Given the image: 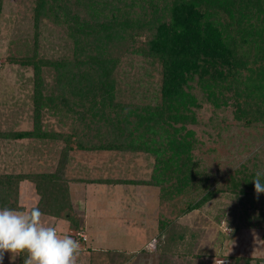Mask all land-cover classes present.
<instances>
[{"label": "rangeland", "instance_id": "obj_1", "mask_svg": "<svg viewBox=\"0 0 264 264\" xmlns=\"http://www.w3.org/2000/svg\"><path fill=\"white\" fill-rule=\"evenodd\" d=\"M170 2L46 0L44 20L37 30L36 0H2L0 175L60 173L69 181L70 192L73 181L118 187L109 196L102 186H96L102 195L99 206L93 203L97 213L108 214V221L102 222L104 227L108 224V233L112 235L117 229L115 236L123 234L97 235L99 230L94 228V235L102 239L99 241L117 252L87 249L86 246H94L95 238L92 234L93 239L89 237L86 242L80 237L83 221L73 204L72 222L79 228L70 236L81 245L78 264H234L235 259L238 264H264L261 197L250 199L221 192L201 209L180 214L188 204L201 201L205 192L217 190L236 170L245 167L246 171L264 175L263 113L247 123L236 118L234 107L216 110L199 95L198 122L188 128L195 132L198 141L193 152L196 165L192 184L174 201L162 198L161 185L148 183L155 158L139 148L157 145L159 140V135L152 134L154 128L151 133L146 131L148 124L144 119L160 102L163 79L161 64L146 56L144 49L152 34L162 39L166 36L168 19L163 17V10ZM150 24L156 32H151ZM34 52L40 58L66 59L70 65L89 57H114L119 64L113 68H44L42 97L48 108L43 111L42 129L60 137L8 138L7 134L32 132L35 127V74L32 67L19 63ZM108 72L112 75L108 76ZM108 79L113 92L104 88ZM79 144L95 148L87 150ZM121 144L137 150L121 149ZM98 146L112 149L99 150ZM39 200L35 184L23 181L19 204L28 209ZM126 218L129 227L124 223ZM168 219L197 236L193 255L184 258V251H176L181 257H164L159 250L145 251V245L154 238L160 240V225ZM43 220L62 233L68 230L67 219L43 215ZM161 220L164 224H160ZM125 227L128 231H119ZM4 260L11 261L10 254ZM15 264H19V257Z\"/></svg>", "mask_w": 264, "mask_h": 264}, {"label": "trees", "instance_id": "obj_2", "mask_svg": "<svg viewBox=\"0 0 264 264\" xmlns=\"http://www.w3.org/2000/svg\"><path fill=\"white\" fill-rule=\"evenodd\" d=\"M45 8L46 0H36L34 21L37 30L44 20ZM163 11V17L168 19V32L163 39L152 34L144 49L146 56L159 62L162 67L160 102L144 119L148 124L146 131L151 133L154 128L152 134L159 135V140L157 145L147 144L146 148L139 150L151 153L155 158L154 172L148 183L161 185L162 198L175 201L183 196V189L194 180L193 166L196 164L193 152L198 141L195 132L188 128L198 122L196 110L200 105L199 95L216 110L234 107L236 118L247 123L253 121L257 114H264V0H171ZM150 30L156 32L152 24ZM19 63L34 70L35 127L32 132L7 136L15 139H54L60 135L45 133L42 129L43 111L48 108L42 97L43 69L99 65L113 68L119 64V59L89 57L70 65L66 59L40 58L34 52ZM110 75L112 73L108 72ZM110 80H107L104 88L108 87L113 92ZM79 147L87 150L95 148L83 144H79ZM98 147L99 150L112 149V146ZM119 148L137 150L132 146L123 147L122 144ZM256 173L246 171L245 167L236 170L217 190L205 192L201 201L188 204L180 214L201 209L221 192L257 198L253 182ZM62 176L60 173L0 175V208L26 209L19 204L20 184L30 181L35 184L40 197L34 207H39L44 216L67 219L73 223L72 228L78 229L79 225L72 222L74 203L69 181ZM263 176L260 177L262 183ZM260 197L264 200V193ZM160 224H164V221L161 220ZM159 230L160 240L157 239L154 252L159 250L164 257H181L176 251H184V258L193 255L197 236L190 234L188 228L168 219L166 224L160 225ZM25 257L26 253L20 254L19 264H23ZM238 261L235 259L234 264H238Z\"/></svg>", "mask_w": 264, "mask_h": 264}, {"label": "clouds", "instance_id": "obj_3", "mask_svg": "<svg viewBox=\"0 0 264 264\" xmlns=\"http://www.w3.org/2000/svg\"><path fill=\"white\" fill-rule=\"evenodd\" d=\"M260 177L257 172L253 179L257 199L264 193ZM154 250V242L145 247L149 253ZM80 251L78 240L44 222L39 207L0 208V264L6 253L10 254L12 264L23 253H26L23 264H78Z\"/></svg>", "mask_w": 264, "mask_h": 264}, {"label": "crops", "instance_id": "obj_4", "mask_svg": "<svg viewBox=\"0 0 264 264\" xmlns=\"http://www.w3.org/2000/svg\"><path fill=\"white\" fill-rule=\"evenodd\" d=\"M63 173L65 174L64 171H63ZM96 186H102L104 189L103 192H106L107 195H109V196L111 193H113L114 190H116L115 188H118V187H110L106 184H93V183L85 184V183H80V181H73L71 183V198H72V201L75 205V208L79 211L80 220L83 221L82 222L83 228H81L80 230L86 236V242L89 241V237H92V234H93V237L96 240H98V241H96L92 237L93 242H94L93 243L94 246L91 245L90 248L88 246H86L87 249H89L90 251L109 253L113 250V251L117 252V250L115 248H111L106 243L100 242V241H102V239L100 237L94 235L95 234L94 228H97L99 230L96 233L97 235H99V233H102V232L106 233L109 236L114 235V237H116V236L119 237V236L123 235V234H117L115 236V234L117 232V229H115V228H114L115 230L113 231V234L110 235L108 233L109 228L107 229L108 224H106V227L103 226L102 222L108 221V218H107L108 214L107 213H105V214L104 213H102V214L97 213L96 208H94V207H96V205L93 206V203H97V205L99 206V204H100L99 198L102 195V193H101L102 191L100 190V188H97ZM121 187L123 188V186H121ZM108 190H109V192H108ZM117 198L119 200V197H117ZM120 216L122 217V215H120ZM125 216L123 218H125ZM126 220H127V218L125 219L124 223L127 224L129 227L131 224H130V222H128ZM66 223L68 226V230H67L66 234L74 235L76 233L77 228L73 229L70 222L66 221ZM128 227H125L123 229L124 231H121V230H119V231L120 232L128 231V229H126ZM154 239H156V238H154ZM119 240L121 241V237L119 238ZM145 247H146V245H145ZM7 255H9V254L6 253L5 256H7ZM4 261H6V260H4ZM3 264H12V261H10V260L6 261V262H3Z\"/></svg>", "mask_w": 264, "mask_h": 264}, {"label": "built area", "instance_id": "obj_5", "mask_svg": "<svg viewBox=\"0 0 264 264\" xmlns=\"http://www.w3.org/2000/svg\"><path fill=\"white\" fill-rule=\"evenodd\" d=\"M80 237H82V239H84V241H86V236L83 233L80 234ZM152 242H154V248L156 250V248H157V239L152 240Z\"/></svg>", "mask_w": 264, "mask_h": 264}]
</instances>
